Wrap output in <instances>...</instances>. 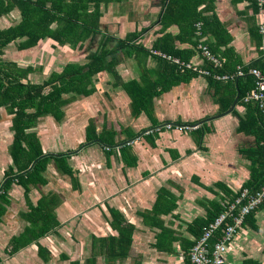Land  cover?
<instances>
[{
	"label": "crops",
	"instance_id": "0c3cea01",
	"mask_svg": "<svg viewBox=\"0 0 264 264\" xmlns=\"http://www.w3.org/2000/svg\"><path fill=\"white\" fill-rule=\"evenodd\" d=\"M168 1L101 3L93 37L81 47L57 44L60 60L50 39L31 48L19 47V40L1 48L2 61L20 70L31 68L24 82L34 85L67 64H85L100 48L115 50V63L92 77L88 94L64 95L59 118L42 116L26 130L42 156L50 158L44 184L25 190L13 182L8 188L9 203L0 218V264H191L189 249L212 215L242 189L255 191L263 184L264 126L260 112L243 100L253 88L246 92V81L237 85L238 78L229 83L191 73L184 77L149 51L164 29L174 48L193 51L188 60L193 65L218 75L235 74L263 56L264 41L258 44L253 30L259 33L264 24V6L259 9L251 0H210V7L205 2L198 7L206 20L216 19L201 39L223 61L214 68L188 37L180 36L188 21L187 0L178 1L183 10L176 14L179 24L161 25ZM13 6L0 17V30L20 22V10ZM134 34L142 48L118 46ZM55 63L60 65L51 71ZM233 63L231 69H220ZM138 88L150 99L135 114L132 103L144 95ZM12 115L0 107V129L10 133L0 132V187L10 170L16 173ZM42 119L56 129H35ZM73 135L72 144L67 136ZM49 215L51 230L28 241ZM16 238L26 245L13 251ZM223 257L226 264H264V204L245 220Z\"/></svg>",
	"mask_w": 264,
	"mask_h": 264
},
{
	"label": "trees",
	"instance_id": "16d2710c",
	"mask_svg": "<svg viewBox=\"0 0 264 264\" xmlns=\"http://www.w3.org/2000/svg\"><path fill=\"white\" fill-rule=\"evenodd\" d=\"M12 1H14V3ZM12 1L0 0V17L8 15L14 7L13 4H15L20 10V22L5 30H0V50L16 40L20 41L19 47L23 48H31L40 41L47 39L52 40L59 46L68 45L71 48H75L80 45L81 47V44L85 40L92 38L93 33L98 30L101 16V3L108 4L114 0H70L68 2H65V0ZM178 1L179 0H169L164 7L160 18L162 26H168L173 22L179 24L176 20V14L181 13L183 10L179 6ZM251 1L256 6L255 2L253 0ZM203 2L206 3L207 7H210V0H187L185 16L188 17V21L186 20L187 24L182 25L180 28V36L185 35L188 37L193 48H197L200 43L204 44L201 39L205 35L207 29L216 21L215 18L206 20V17L202 15L203 10L198 11V7ZM197 21L201 23V34L199 36H196L193 26ZM163 30L164 29L159 30L163 34L156 38L153 49L176 56L184 61L190 60L193 56V51L177 50L174 48V43L171 41L173 38L167 35ZM253 31L255 37L257 36L259 40L258 44H260L261 39L264 41V36L258 33V29H254ZM137 36L138 34H134L126 37L124 40L119 41L118 46L121 45L120 47H124V45H126L131 48H140L142 46L140 42L137 41V44L135 42ZM260 36H262V38H260ZM211 51L214 52L213 49ZM114 52L115 50L109 51L100 48L98 51L87 56V62L85 64H67L62 72L52 73L45 82L39 85L24 82L28 73L31 72L30 67L20 70L17 69L13 63L5 62L0 59V107H5L10 114H13L11 128L14 130L15 134L11 156L13 167L16 170V173L10 170L8 174H6L9 179L0 187V218L3 216L9 203L7 191L11 183L15 182L20 184L25 190H28L29 186L44 184L42 173L50 157L42 156L36 139L32 134L26 133V130L33 128L37 124L38 119L42 116L51 115L56 119L59 118L61 109L66 101L63 98L64 95L68 93L74 95L88 94L89 92L85 91V88H87L92 77L104 69L110 70L109 68L114 65ZM234 65V63L231 64V66L226 64L225 68L222 67L220 69L227 70L226 68L233 67ZM206 67L210 68L209 65ZM249 68H257L264 71V56L256 63L243 67L245 74ZM184 73V77H187L190 72L184 71ZM237 78V85H239L241 81H246V92L254 87V79L249 74ZM140 90L142 89L138 88V92L141 94ZM142 91H144L142 99L132 103L135 108V114L147 108L149 104L150 98H147V92L145 90ZM154 94H156V92L152 93V95ZM260 118L264 126V116L261 114ZM105 134L112 136L113 132L105 131ZM22 144H25L27 149H24ZM57 159H59V162L64 161V158L61 159V157H57L56 160ZM24 161L25 163H23ZM28 168H30V170L25 171ZM40 210L41 206L34 209L35 216L39 214ZM223 210L224 208L222 211ZM222 211L213 214L204 227L208 226L220 213H222ZM31 212H33L32 209ZM253 213L249 214L246 220L252 216ZM49 218L50 215L44 219L38 232L34 233L35 236H33L34 234L31 235L28 241L38 239L51 230L54 222L50 224ZM197 238H199V236ZM216 238L217 235L210 241V244H214ZM13 243V251H16L20 246L23 247L26 245L23 244L21 238L14 239ZM86 263L91 264V261H87Z\"/></svg>",
	"mask_w": 264,
	"mask_h": 264
},
{
	"label": "built area",
	"instance_id": "2783aa9c",
	"mask_svg": "<svg viewBox=\"0 0 264 264\" xmlns=\"http://www.w3.org/2000/svg\"><path fill=\"white\" fill-rule=\"evenodd\" d=\"M253 1L259 9L264 6V0ZM194 29L196 36H199L201 34V23L198 21L195 22ZM259 33L264 36V24L260 25ZM197 49L203 59L211 63L214 68L219 67L221 61L215 58L206 45L200 43ZM149 52L151 55L173 64L180 72L189 71L196 76L210 78L216 82L233 83L237 77L245 73L242 70L243 68L238 67L235 74L218 75L208 69L200 68L189 61L181 60L173 55H168L154 49ZM246 73L254 79V87L244 97V103H252L264 116V71L257 68H249ZM164 127L172 128L169 124ZM184 128L185 127L176 126L175 130L182 131ZM263 204L264 184L259 190L254 192L248 189H242L232 201L226 204L222 213H220L208 226L202 228L201 235L189 249V262L191 264H226L223 255L226 252L227 245L243 226L246 217L255 212ZM216 235V241L214 244H210V241Z\"/></svg>",
	"mask_w": 264,
	"mask_h": 264
},
{
	"label": "rangeland",
	"instance_id": "374dc122",
	"mask_svg": "<svg viewBox=\"0 0 264 264\" xmlns=\"http://www.w3.org/2000/svg\"><path fill=\"white\" fill-rule=\"evenodd\" d=\"M54 46L53 47H56L55 50L58 51L55 56L57 57L58 60H60L59 58V55H60V52H62L61 50H58L59 46L57 44H53ZM41 60V59H40ZM60 63H55L53 65V68L51 71H53V69H55V67L59 66ZM49 74V73H48ZM35 129H56V126L55 125H51L50 123H47L46 120L42 119L38 122V125ZM106 130H110V129H106ZM6 131L8 135H10L8 129H5V130H2L0 129V132H4ZM111 131V130H110ZM68 137V140L73 144L75 142V139H76V136L73 135V136H67Z\"/></svg>",
	"mask_w": 264,
	"mask_h": 264
}]
</instances>
